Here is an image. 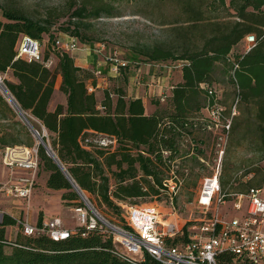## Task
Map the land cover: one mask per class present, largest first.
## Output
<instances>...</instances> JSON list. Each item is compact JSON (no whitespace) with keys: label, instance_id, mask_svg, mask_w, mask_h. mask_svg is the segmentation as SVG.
Masks as SVG:
<instances>
[{"label":"trees","instance_id":"16d2710c","mask_svg":"<svg viewBox=\"0 0 264 264\" xmlns=\"http://www.w3.org/2000/svg\"><path fill=\"white\" fill-rule=\"evenodd\" d=\"M106 1L73 0L71 10H74L69 23L73 25L76 21V26L73 30L69 26L64 29L70 33L68 36L85 43L86 38L81 36L77 23L85 22L86 26L101 16L116 17L113 4ZM175 2L184 16L180 21L185 25L183 29L207 32H202L200 45L183 47V50L161 43L139 48L138 54L146 61L181 63L182 81L170 89L171 93L163 101H166L164 108H160L158 102L153 103L158 108L151 115H145L141 98L127 99L122 89L105 90L99 103L87 88L88 80L92 79L93 83V73L75 66L74 59L66 53L54 54L56 60L52 69L40 62L14 60L20 36L41 42L42 35L49 34L52 26L49 18L36 21L20 9L1 8L5 21H0V74L9 70L17 80L12 83L4 79L3 84L39 135L41 131L34 125V120L46 130L48 137H43V141L49 140L51 151L78 189L97 197L111 210L121 211L116 201L158 194L146 177L151 176L154 184L160 185L159 166L164 169L169 166L167 163L175 152L180 132L186 130L190 119L197 118L202 109H211L214 105L223 107L211 86L216 70L228 79L234 94L245 105L247 128L257 136L258 151L264 159V0ZM248 35L255 37V45L247 53L232 55L234 47ZM43 55L44 60L51 58L49 54ZM57 75L61 77L60 92L66 96L67 104L65 109L58 105L54 112H49L47 106ZM230 111L224 114L229 116ZM17 116L0 95V148L4 150L33 147L31 131L15 120ZM232 121L233 117L231 125ZM93 133L115 137L118 148L112 153L83 148L80 141ZM21 136L25 142L19 138ZM141 147L147 154H157L155 151L161 150L170 154L160 164L159 159L152 161L142 154L131 153L132 149ZM36 149L38 167L41 165L47 173L46 188L64 191L61 200L69 203L66 206L73 203L74 209L84 207L70 181L46 154V149L38 144ZM112 167L114 190H111L110 178L105 172ZM138 172L141 177L136 179ZM261 183L264 184V173ZM141 185L147 187V192L141 190ZM41 223L39 216L37 225ZM11 226H17V220L3 214L0 219V264H130L113 254L112 238L97 230L85 232L78 226L75 233L59 241L45 235L24 236L20 232L15 241H9L5 229ZM177 242V239L168 241L172 245ZM218 264H232L230 255L221 254Z\"/></svg>","mask_w":264,"mask_h":264},{"label":"built area","instance_id":"2783aa9c","mask_svg":"<svg viewBox=\"0 0 264 264\" xmlns=\"http://www.w3.org/2000/svg\"><path fill=\"white\" fill-rule=\"evenodd\" d=\"M53 41V54H70L79 50L80 42L76 37L67 36L65 40ZM255 43L253 35L246 36L243 39V53H247ZM17 59L40 62L46 68H50L53 62L52 58L44 60L41 42L27 36L18 38L14 60ZM106 61L109 64L108 74L112 76L126 70L129 65L115 55L107 57ZM92 73L94 77L101 76L99 69ZM92 90L89 88V91ZM166 97L165 93H160L158 99L163 102ZM232 111L234 109H231L227 117L223 107L219 105L208 109L206 129L220 128L221 132L216 139L218 156L214 174L203 180L197 202L201 208L200 217L181 226L167 220L178 213L175 198L182 186L177 163L168 160V170L164 172L160 187L154 184L151 176L148 177L159 191V197L165 196L162 204L167 208L166 213H161L155 205L118 204L122 208L125 222L115 225L103 218L89 203L82 201L84 207L74 209L78 215L79 227H83L85 232L97 230L111 237L113 254L130 264H218L221 254L230 255L232 264H264V186L250 187L246 192H229L221 190L219 184L222 158L232 126ZM80 145L88 150L112 153L118 148V141L113 136L93 133L84 137ZM10 149L14 148L4 150V157H8ZM162 152L164 159L170 154L165 150ZM7 165L25 170L28 175L4 185L3 192L7 197L20 198L28 204L37 177V149L30 148L26 159L8 162ZM222 205H229L223 217L219 214ZM17 226L24 236L45 235L53 241L66 239L76 232L66 229L59 217H52L46 223L33 226L20 220L17 221ZM174 239L178 240L176 244L168 243Z\"/></svg>","mask_w":264,"mask_h":264},{"label":"rangeland","instance_id":"374dc122","mask_svg":"<svg viewBox=\"0 0 264 264\" xmlns=\"http://www.w3.org/2000/svg\"><path fill=\"white\" fill-rule=\"evenodd\" d=\"M114 6V13L116 17H105L91 21L89 25L85 26L84 23H77L80 34L82 37L86 38V42L83 43L79 38V50L68 54L69 57L73 59H78L80 56L86 59L89 69L92 72L96 70H101V76L105 77L110 81L107 86L108 90L114 92L117 89H122L126 91L127 83L129 79L135 76L137 86H143L145 89L148 88L151 82L148 76H152L151 72L154 70L157 76L165 77L167 83H176V79L179 77L180 72V62L177 61H167V62H149L144 60L139 54V48L144 45H153L155 43H161L162 45H174L178 49L182 47H195L201 44L200 37L207 31L193 30V29H183L185 25L180 21L184 18L178 10L175 0H108ZM73 0H0V21L4 22L5 19L2 16L1 8H15L20 9L28 17L36 21H42L44 19H50L51 28L49 34H43L41 39V50L45 54H49L53 62L51 69L54 66L55 58L51 51L52 40L59 39L65 40L70 34L64 31L66 27L69 26L70 30H73L76 26V21H73V25L70 22V14L74 10H71ZM222 15V14H221ZM52 36V38L50 37ZM243 41L236 45L232 51V55H240L244 52ZM115 55L116 57L128 62V68L114 78H110L108 75L109 64L106 59L109 56ZM158 66V67H157ZM140 71H136L139 70ZM143 69L145 70L143 71ZM3 83L4 74H0ZM100 76V77H101ZM214 81L211 82L212 88L216 91L217 97L221 100V104L226 108L234 109L232 111L233 121L232 129L228 140V150L223 161L222 177L225 183L230 182L228 191L231 188H248L255 185H260L263 173H264V159H262V154L258 151V138L255 136L252 129L247 128V109L244 107L239 98L234 94L232 85L228 82L225 76L220 74V71L216 70L214 73ZM131 81V80H130ZM125 84V85H124ZM148 84V85H147ZM99 91L98 100H103V91ZM162 93L163 89L161 90ZM125 93V92H124ZM126 94V93H125ZM0 95L2 96L1 92ZM142 97H144L142 95ZM158 102L160 108H164L165 102H159L157 97L151 95L145 102L146 108H149V103L153 104ZM237 103V104H236ZM236 104V107L233 106ZM15 120L21 122L30 132L27 124L21 119V117L15 118ZM2 124V123H0ZM34 125L41 131L40 135L45 138L48 134L45 129L34 120ZM1 133V130H0ZM31 133L33 140V147H37V140ZM197 138H204V136L198 134ZM22 142H25L23 136L19 137ZM46 144L50 147L49 140H46ZM210 141L206 138L205 147L209 148ZM4 152V148H0V164L1 156ZM197 164H192L191 171L188 181H200L208 169L199 168ZM111 171H114V167L107 170L105 169L106 175L110 178L111 190H114V180L111 175ZM46 172L40 165L37 170L38 185L41 184L42 179L45 178ZM1 179V178H0ZM185 184V183H184ZM192 184H187L188 186H193ZM36 185V182H35ZM34 185V186H35ZM37 185V186H38ZM187 186V187H188ZM221 188V185H220ZM222 190V189H221ZM64 191H57L46 193L44 199L49 205L50 211L53 214L58 215L61 220L65 223L68 230H75L79 226L77 220L78 215L74 212L73 203L71 206H66L65 201L61 200ZM194 190L192 192L184 193L183 190L177 195V205L181 206L182 203V214L186 217L188 214V209L192 208L190 205L191 198L193 196ZM231 192V191H229ZM86 197L87 203L93 209H95L103 218H105L111 224H124L125 217L121 208V211L111 210L105 206L100 200L95 196H89L83 193ZM165 196L157 198L155 200L152 198L151 194L143 196L142 198H132L125 201H116L119 205H143L145 203H158L159 200L162 202ZM4 199L5 196L0 194V200ZM60 198V199H59ZM61 201L60 204L54 200ZM80 202L82 201L79 197ZM90 200V201H89ZM51 202V203H50ZM50 203V204H49ZM185 206V207H184ZM37 206L35 202L32 201L28 210L32 213L35 212ZM159 210L161 213H165L167 208L164 205L160 206ZM227 206H220L219 214L223 217V214ZM49 209H46L48 211ZM45 211V209L43 208ZM186 211V212H185ZM120 216V217H119ZM195 216L200 217L195 214ZM188 218V217H186ZM50 218L46 216L45 220L48 221ZM14 232L19 234L17 229Z\"/></svg>","mask_w":264,"mask_h":264},{"label":"crops","instance_id":"0c3cea01","mask_svg":"<svg viewBox=\"0 0 264 264\" xmlns=\"http://www.w3.org/2000/svg\"><path fill=\"white\" fill-rule=\"evenodd\" d=\"M55 64V62H54ZM74 64L75 66L79 67L82 70H88L91 71L89 69V66L87 64V61L85 58H83L82 56H80V58L78 59H74ZM54 67V66H53ZM136 70V71H140ZM145 69H143L144 71ZM146 72V70H145ZM152 76H148L151 80V82L148 85V88H144L143 86H137L136 84V78L135 76L132 77L131 79H129V82L127 83V88L125 89L126 91H124L126 93V98L127 99H132V98H141L142 102L144 104V108H145V115H151L155 112L156 108H158L156 105L154 104H150L149 103V108H146L145 102L147 101L148 97L151 95H154L157 97V99L160 96V93H162V89H163V93H165L167 96H169L170 89L173 87L174 84H177L179 82L182 81V77H181V71L179 72V77L176 79V83H171L170 85L167 83L166 78L165 77H159L156 75V72L153 70L151 72ZM110 78H114L112 77L111 74L107 75ZM4 78L6 80H8L9 82L12 83H17V80L12 76L11 71H7L4 74ZM131 80V81H130ZM110 84V81L107 80L105 77H94L93 78V83H92V79L87 81V88H92V91L88 92H93L96 99L98 100V94L99 91H105L108 90L107 86ZM60 85H61V77L59 75H57L55 83H54V87H53V92L49 101V104L47 106V110L49 112H54L56 107L58 105L63 106V108L65 109L66 106V96L60 92ZM125 85V84H124ZM109 91V90H108ZM142 95L144 97H142ZM98 102L100 103V101L98 100ZM224 112L228 113L229 109L231 108H226L225 106H223ZM225 115V114H224ZM228 116V115H225ZM209 119V112L208 109H202L201 110V114L197 116V118H195L193 121H191L192 119H190L189 124L186 126V130H183L182 132H180V138L178 140V144L176 146L175 152L173 153L172 156V161L177 163V172L178 175L182 178V186L179 189V192L181 190H183L184 193H187L190 191L192 192V190H194L193 192V196L191 198L190 201V205H192L191 209H188V214L186 218L183 214H182V205H184L182 203L181 206L177 205V196L175 198V204L178 208V213L175 216H171L170 218H168L167 220L169 222H172L174 224H177L179 226L183 225L186 222L195 220L198 218V216L196 217L195 214L199 215L201 213V208L198 205V198H199V194H200V190H201V186L203 183V180L209 177H212L215 171V167H216V161H217V150H216V139L217 136L220 134L221 130L220 128L218 129H211L208 130L206 129L205 125L208 122ZM200 134L202 136H204V138L200 137L197 138L196 136ZM206 138H209L210 141V145L209 148L205 147L206 144ZM229 140V138H228ZM228 150V141L225 147V151H224V155L222 158V167H221V175H220V185L223 191H228V188L230 186V182L229 183H225L224 179L221 178L222 177V169H223V161L224 158L226 156ZM28 151L29 148L25 147V146H17L14 147V149H10V152L8 154V157H4V152L2 153L1 156V164H0V194L5 196V198L2 200H0V219L1 216L3 214L9 215L10 217H12L13 219L17 220V221H25L30 225H37V221L39 216H41L42 219V223H46L47 221L45 220L46 216H48V218H52V217H59L58 215L53 214V211H50L49 209V205H45L47 203L46 199H44V196H46V193H51V192H57V191H53V190H49L46 188L45 186V181L47 178V174L45 176L44 179H42L43 181H41V184L38 185V178L36 179V185L33 188V192H32V196L28 202V204L25 202V200L20 199V198H13V197H7L6 194L3 192V186L9 183H14L17 180H19V178L21 177H26L28 175V172L16 167H9L7 164L8 162H13L15 160H20V159H26L28 156ZM163 150H161L159 153L158 151H155V153L157 154H147L145 153L146 150L144 147H141L139 149H132V154H142L144 157H148L150 158L152 161H155L156 159H159L160 164L164 161V152H162ZM192 164H197L199 168H204V169H208V173L206 172V174L203 175L202 179L200 181H188V177L191 173V171H193L191 169ZM198 168V169H199ZM159 174L158 176L161 179L160 181V185H158V187L161 186V182L164 178V172L167 169L161 168V166H159ZM164 171V172H163ZM166 176V174H165ZM141 177V173L138 172L136 179ZM150 177V176H148ZM148 177H146L148 179ZM149 180V179H148ZM150 182V180H149ZM192 182H195V184L193 186H188L189 184H192ZM224 182V184H223ZM151 183V182H150ZM185 183V184H184ZM188 184V185H187ZM38 185V186H37ZM188 186V187H187ZM264 186V184H260V185H255L253 187H261ZM112 187V186H111ZM142 189H146L144 192H147V187L145 185H141ZM248 188H236V189H232L229 190L231 192H246ZM141 189V190H142ZM156 189V188H155ZM157 190V189H156ZM143 191V190H142ZM158 194L157 195H152V198H154L155 200H157V198H159L160 193L157 190ZM178 192V194H179ZM177 194V195H178ZM161 198V197H160ZM60 199V198H59ZM56 200V199H54ZM129 200V199H128ZM34 201L35 205L37 206L33 216L32 213L30 212V210H28L30 203ZM57 201V200H56ZM60 204V200L57 201ZM158 202H160L158 205V203H145L143 205H155L158 206V208H161L160 206L163 205L162 202L159 200ZM51 203V202H50ZM49 203V204H50ZM185 207V206H184ZM43 208L45 209V211L43 210ZM46 209H49L48 211H46ZM74 211V210H73ZM75 212V211H74ZM186 212V211H185ZM166 213V212H165ZM60 218V217H59ZM49 219V220H50ZM63 222V220H62ZM63 226L68 229L65 226V223L63 222ZM14 229H17L18 232H20L18 226H11V227H7L5 229V237L7 238V240L9 241H15L16 238V233L14 232Z\"/></svg>","mask_w":264,"mask_h":264},{"label":"water","instance_id":"95a60500","mask_svg":"<svg viewBox=\"0 0 264 264\" xmlns=\"http://www.w3.org/2000/svg\"><path fill=\"white\" fill-rule=\"evenodd\" d=\"M3 86H5L3 84ZM4 89L0 88V92L2 94V96L6 99V102L9 103V105L16 111V113L18 114L19 117H21V119L27 124V126L29 127L30 131L33 134V136L36 138L37 140V144L41 145L44 147V149H46V154L53 160V162L57 165V167L59 168V170L62 172V174L65 176V178L70 181L69 183L73 186L75 192L78 194V196H80V199L83 202H87V200L85 199L86 197L83 196L82 192L78 189V187L74 184V181H72L70 179V177L68 176V174L66 173L65 169L63 168V165H61V163L58 161L57 157L55 156V154L51 151V148L43 141V137L39 135V133L32 127V125L30 124L29 120L27 119V116L21 111V109L17 106L16 102L14 101L13 97L10 95V93L7 90V87H3ZM88 203V202H87Z\"/></svg>","mask_w":264,"mask_h":264},{"label":"bare ground","instance_id":"6f19581e","mask_svg":"<svg viewBox=\"0 0 264 264\" xmlns=\"http://www.w3.org/2000/svg\"><path fill=\"white\" fill-rule=\"evenodd\" d=\"M3 87H5V86H3V83H2L1 80H0V88H1V89H4Z\"/></svg>","mask_w":264,"mask_h":264}]
</instances>
